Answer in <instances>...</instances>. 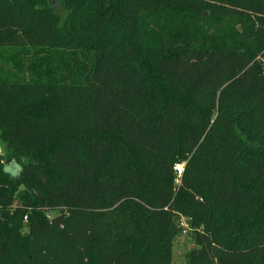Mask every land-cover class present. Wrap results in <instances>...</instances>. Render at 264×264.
<instances>
[{"label":"trees","instance_id":"1","mask_svg":"<svg viewBox=\"0 0 264 264\" xmlns=\"http://www.w3.org/2000/svg\"><path fill=\"white\" fill-rule=\"evenodd\" d=\"M0 145V264H264V0H0Z\"/></svg>","mask_w":264,"mask_h":264},{"label":"rangeland","instance_id":"2","mask_svg":"<svg viewBox=\"0 0 264 264\" xmlns=\"http://www.w3.org/2000/svg\"><path fill=\"white\" fill-rule=\"evenodd\" d=\"M240 31V28L237 27ZM5 171L9 172L13 177L17 176L20 172V164L12 161L5 165ZM46 216L52 221L55 218H61L63 220V213L60 211H49ZM28 231L26 219H24L22 234H26ZM194 248L193 241L189 237L177 238L173 244L171 254V264H186L187 253Z\"/></svg>","mask_w":264,"mask_h":264},{"label":"built area","instance_id":"3","mask_svg":"<svg viewBox=\"0 0 264 264\" xmlns=\"http://www.w3.org/2000/svg\"><path fill=\"white\" fill-rule=\"evenodd\" d=\"M174 171L177 176L176 183H179V180L183 173V164H176L174 166ZM179 227L181 230V235L179 238L189 237L190 233L193 231V229L188 224V220L184 217L179 218Z\"/></svg>","mask_w":264,"mask_h":264},{"label":"water","instance_id":"4","mask_svg":"<svg viewBox=\"0 0 264 264\" xmlns=\"http://www.w3.org/2000/svg\"><path fill=\"white\" fill-rule=\"evenodd\" d=\"M204 16H205V14H204ZM2 149H3V147L0 145V154L2 153ZM12 161L11 160H8L6 163H5V165H7V164H9V163H11ZM52 223L57 227V228H59V229H63V220L61 219V218H55V219H53L52 220Z\"/></svg>","mask_w":264,"mask_h":264}]
</instances>
